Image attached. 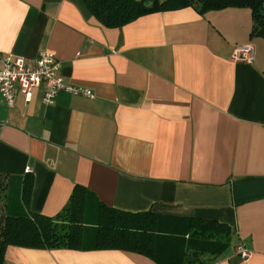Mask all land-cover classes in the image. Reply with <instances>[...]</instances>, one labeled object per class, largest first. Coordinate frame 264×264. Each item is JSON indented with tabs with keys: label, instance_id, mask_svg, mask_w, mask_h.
Returning a JSON list of instances; mask_svg holds the SVG:
<instances>
[{
	"label": "crops",
	"instance_id": "crops-1",
	"mask_svg": "<svg viewBox=\"0 0 264 264\" xmlns=\"http://www.w3.org/2000/svg\"><path fill=\"white\" fill-rule=\"evenodd\" d=\"M252 24L247 7H184L105 27L81 0H0L1 53L31 65L50 52L66 84L95 93L44 103L40 84L12 107L0 94L12 212H25L31 175L30 212L55 216L79 185L90 218L101 202L151 211L181 232L191 219L216 221L231 240L209 264H264V38ZM245 44L253 59L232 60ZM0 264L157 263L119 249L7 246Z\"/></svg>",
	"mask_w": 264,
	"mask_h": 264
},
{
	"label": "trees",
	"instance_id": "trees-1",
	"mask_svg": "<svg viewBox=\"0 0 264 264\" xmlns=\"http://www.w3.org/2000/svg\"><path fill=\"white\" fill-rule=\"evenodd\" d=\"M81 1L105 27H120L144 14L184 7H192L200 14L227 7H247L253 21L250 35L264 38V0ZM32 183V176H25L20 197L26 210L14 213L7 202V182L0 175V201L4 203L0 212V263L7 246H19L119 249L146 256L157 264H209L230 245L229 226L211 220L191 219L181 232L162 224L160 217L151 211L128 212L101 202L90 218L87 193L79 185L55 216L33 213L27 210Z\"/></svg>",
	"mask_w": 264,
	"mask_h": 264
},
{
	"label": "built area",
	"instance_id": "built-area-1",
	"mask_svg": "<svg viewBox=\"0 0 264 264\" xmlns=\"http://www.w3.org/2000/svg\"><path fill=\"white\" fill-rule=\"evenodd\" d=\"M253 56L252 45L245 44L234 48L231 59L251 61ZM40 84L46 87L44 103H54L57 95L62 91L89 98L95 96V93L86 87L66 84L60 74V62L50 52H40L31 65L20 56L0 52V94L8 107L13 106L15 97L19 93L28 102L32 91ZM236 253L241 259H245L250 254L243 245L236 247Z\"/></svg>",
	"mask_w": 264,
	"mask_h": 264
},
{
	"label": "rangeland",
	"instance_id": "rangeland-1",
	"mask_svg": "<svg viewBox=\"0 0 264 264\" xmlns=\"http://www.w3.org/2000/svg\"><path fill=\"white\" fill-rule=\"evenodd\" d=\"M5 182H7L6 179H5ZM3 205H4V203L2 201H0V212L3 211Z\"/></svg>",
	"mask_w": 264,
	"mask_h": 264
}]
</instances>
